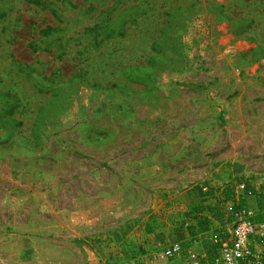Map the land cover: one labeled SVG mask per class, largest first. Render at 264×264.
Here are the masks:
<instances>
[{
  "label": "rangeland",
  "instance_id": "obj_1",
  "mask_svg": "<svg viewBox=\"0 0 264 264\" xmlns=\"http://www.w3.org/2000/svg\"><path fill=\"white\" fill-rule=\"evenodd\" d=\"M244 186L264 0H0V264H163Z\"/></svg>",
  "mask_w": 264,
  "mask_h": 264
},
{
  "label": "built area",
  "instance_id": "obj_2",
  "mask_svg": "<svg viewBox=\"0 0 264 264\" xmlns=\"http://www.w3.org/2000/svg\"><path fill=\"white\" fill-rule=\"evenodd\" d=\"M185 247L175 243L164 248L159 256L163 264H261V254L252 247L254 240L264 242V216L253 219V213L241 210L233 215L222 232L200 233ZM203 237V238H202ZM202 241H208L207 251L191 250ZM193 248V249H194ZM211 250V251H210Z\"/></svg>",
  "mask_w": 264,
  "mask_h": 264
},
{
  "label": "crops",
  "instance_id": "obj_3",
  "mask_svg": "<svg viewBox=\"0 0 264 264\" xmlns=\"http://www.w3.org/2000/svg\"><path fill=\"white\" fill-rule=\"evenodd\" d=\"M241 188V187H240ZM249 189V188H248ZM236 195L234 196L233 199H231V201L233 202V206L236 207L238 205H240V207L242 208H245V209H248L249 211H251L252 213H255L257 214L256 212L259 211V208H258V197L257 195H252V193L249 191L248 194L246 195L244 193V188H241V189H237L235 191ZM258 194V193H256ZM235 210V208H234ZM233 221V217H231L227 223L229 222H232ZM216 224L217 221L215 222ZM222 232L221 228L220 230L217 231V233H220ZM201 235L198 234L196 237L197 239L200 237ZM187 245V244H186ZM207 243L205 242H201L199 243V245H197L195 248L196 250L199 251H207ZM252 247L255 251L259 252L261 254V264H264V242L261 241V240H254L253 243H252ZM194 248V249H195ZM150 261V260H149ZM145 264H155L154 262L150 261V262H146Z\"/></svg>",
  "mask_w": 264,
  "mask_h": 264
},
{
  "label": "trees",
  "instance_id": "obj_4",
  "mask_svg": "<svg viewBox=\"0 0 264 264\" xmlns=\"http://www.w3.org/2000/svg\"><path fill=\"white\" fill-rule=\"evenodd\" d=\"M248 192H249L248 188H247L246 186H244V193L247 195ZM239 208H242V207H240V205H238V206L235 207V210H238ZM262 217H263V216H262ZM262 217H261V218H262Z\"/></svg>",
  "mask_w": 264,
  "mask_h": 264
}]
</instances>
